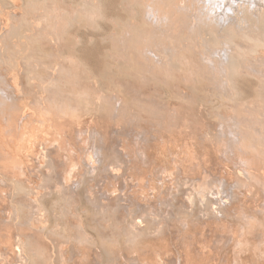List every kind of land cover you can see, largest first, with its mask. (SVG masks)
Returning <instances> with one entry per match:
<instances>
[{
	"label": "bare ground",
	"instance_id": "obj_1",
	"mask_svg": "<svg viewBox=\"0 0 264 264\" xmlns=\"http://www.w3.org/2000/svg\"><path fill=\"white\" fill-rule=\"evenodd\" d=\"M25 4L0 0V264H264V0Z\"/></svg>",
	"mask_w": 264,
	"mask_h": 264
},
{
	"label": "rangeland",
	"instance_id": "obj_2",
	"mask_svg": "<svg viewBox=\"0 0 264 264\" xmlns=\"http://www.w3.org/2000/svg\"><path fill=\"white\" fill-rule=\"evenodd\" d=\"M8 1H10V0H8ZM24 1L26 2V0H24ZM24 1L21 2V0H18V3L22 4L23 7H24V6H27V4H25ZM75 1L77 2V0H72V2H75ZM67 2H68V3H72L70 0H67ZM23 3H24V4H23ZM5 5H7L8 8H11V6H10L11 4H10V3L6 2ZM126 13H127V12H126ZM121 14H123L124 17H127V16H126L127 14L124 15L125 13H123V10H122V12H120L119 16H120ZM124 17H121V16H120V18L125 19ZM114 69H115V68H114ZM116 69H117V68H116ZM116 69H115V71H114L113 68H112V70L115 72L114 74H116V72H117V70H118V69H117V70H116ZM107 71H108V68H107ZM118 73H119V72H118ZM116 75H117V74H116ZM118 75H120V73H119ZM121 75H122V72H121ZM104 82H105V81H104ZM106 82H107V81H106ZM108 82H109V81H108ZM209 98H210V97H209ZM217 98H218V97H217ZM211 99H212V100L207 99L208 103H210V104L212 103V101L215 102V101L218 100V99H217V100L214 101L215 98H214V99L211 98ZM213 104L215 105V107H213ZM213 104H211V106L213 107V108H212V107H211V108H212V112L214 111V113H215L216 109H218V108L222 105V103H221V102H219V103L216 102V103H213ZM219 104H220V105H219ZM218 106H219V107H218ZM215 108H216V109H215ZM213 109H215V110H213ZM212 112H209V114H210L209 116H211V114L213 115ZM33 123H35V122H33ZM116 129L118 130V129H119V126H118V128H116ZM120 129H121V128H120ZM120 129H119V130H120ZM153 129H154V128H153ZM153 129H150V130L152 131ZM154 130H155V129H154ZM154 130H153L152 132H154ZM5 131H6V132L3 131L4 134L7 133V130H5ZM48 131H49V130H48ZM28 132H29V133H28ZM128 133H129V135H130V137H131V134H130V133H131V130H130V132H128ZM26 134H28V135H26V139H25L24 141L22 140L23 143L20 145V148H19V150L17 151V152H18V155H19L20 157H24V156L27 155V153H29V152H31V151H34V150H33L34 144L32 143L33 140L36 141V143H37V140H38V138H39V137H38V136H39L38 134L41 135V134H44V132L42 133L39 129L34 128L32 131L27 129V133H26ZM35 135H38V136H35ZM126 136L128 137L127 133H126ZM36 138H37V139H36ZM135 138H136V136H135ZM6 141H8V143H11V142H12L11 140H6ZM32 144H33V145H32ZM37 144H38V143H37ZM12 146L14 147V145H12V143H11V147H12ZM111 148H112V146H111V144L109 143L107 149H108L109 151H111V150H112ZM20 151H21V152H20ZM93 155H94V154H93ZM163 157H165V159H166V158H167V155H163L162 158H163ZM99 163H101V162H99ZM99 165H100V164H99ZM86 167H87V166H86ZM83 168H84V164H83ZM31 171H32V170H31ZM83 172H84L83 174H86V173H85V172H86L85 169H83ZM33 177L35 178V175H33ZM12 180H13V178H12ZM14 180H15V179H14ZM14 180H13V182H15V184H17L16 182H20V181H18V180H15V181H14ZM25 180H26V179H25ZM25 180H24V181H25ZM24 181H21L20 183H22V186H23V185H26V184H29V185H28V186H29L28 191L30 190L31 193H33V192L35 193L36 190H39V187H36V186H37V179H35L33 182H29V180H26L27 183L24 182ZM23 182H24V184H23ZM20 183H19V185H21ZM25 183H26V184H25ZM30 183H31V184H30ZM80 183H81V182H80ZM80 183H79V184H80ZM32 184H33V185H32ZM79 184H78V185H75V186H78V187H76V188H79V186L81 187L82 184H81V185H79ZM34 185H35V186H34ZM75 186H74V187H75ZM0 187H2V188L6 187V186H3V185L1 184V178H0ZM32 187H33L34 189H33ZM84 187H85V186H84ZM30 188H32V190H31ZM110 188H111V186H110ZM5 189H6V191H5V190H3L4 192L1 191L2 193H0V195L2 194V196H4V194L6 193V194H8L11 198L15 196V195L13 196V195H12V192L9 191V190H11V189L9 188V186L6 187ZM49 189H51V188H50V187H47V188L45 189V191H46V193H45V198H47V197L49 198V197H51V196L54 195V192H52L53 190L51 189L52 191H51V193H50V192H49ZM81 189H82V191H83L85 188H81ZM97 189H98V188H96L95 190H97ZM16 190L18 191V189H16ZM16 190H13V192L16 191ZM7 191H8L9 193H7ZM17 191H16V192H17ZM20 191H21V190H20ZM32 191H33V192H32ZM16 192H14V194H15ZM23 192H24V190H23ZM30 192H28V193L30 194V196H28L29 194H26L27 197L23 196V194L25 195V193H23V194H21L20 192H17V193H20V195H21L22 198L24 197V198L28 199L29 197H33V196H35L34 193H33L34 195H32ZM17 193H16V194H17ZM26 193H27V192H26ZM6 194H5V195H6ZM10 194H11V195H10ZM50 194H51V195H50ZM8 195H7V196H8ZM4 197H6V196H4ZM43 197H44V196H43ZM6 198H7V197H6ZM11 198H10V200H11ZM14 198H15V197H14ZM14 198H13V199H14ZM19 198H20V196H19ZM179 198H180V197H179ZM179 198L177 199L178 201L180 200ZM181 198H182V200H183V197H181ZM20 199H21V198H20ZM83 199H84L83 202H82V201H79L80 203L78 202V204H76V208L78 207L77 210L79 209L78 211H79V213H80V211H81V214H84V212L87 211V210H85V209H86V206L89 205V201H86V200H85L86 197H83ZM8 200H9V199H8ZM10 200L8 201V204H9L8 206H9V208H10V205H11ZM182 200H180L179 203H178V201H176V203H178L177 205H180V206H181V204H182ZM56 201H57V200H56ZM169 201H172V200H169ZM173 201H174V200H173ZM84 202H85V205H84ZM87 202H88V204H87ZM174 202H175V201H174ZM180 202H181V203H180ZM183 202H184V201H183ZM57 203H58V205H57ZM19 204L21 205V207H22V206L25 207V204H23L22 202H19ZM22 204H23V205H22ZM54 204H55V205H54L55 208H53V207L51 206V208H50V209H51L50 212H51V211H52V212H51V214L49 213L50 216L48 217V219H47V220H44V221H42V222H40L38 225H39L40 227L44 228V229H42V230H43V232H45L46 234H47V230H48V232H49L50 229H51L50 232H51V231L53 232V230H55L53 233L51 232V235H52L53 237H55L54 239H56V240H57L58 238H60V237H59L60 235H58V234H59L58 231H60V232H61V231H64V232H61V233H62V235H61L62 239L60 238L61 240L58 239L57 241L54 240V242L57 243V244L60 243L59 245H62V242H64L63 245H65V244H67V240H69V239H68L69 236L71 237V238L69 237V238H70L69 241H71V240L73 241V240H74V236H76V233H75L74 231H72L73 229H71V228L73 227V224H72L70 218H69V220H68V218H67L69 215L65 214L66 217H62V215L65 216L64 213H62V212L57 213V210H58V212H59V210H60V211L62 210V208H61L59 202H55ZM52 205H53V203H52ZM58 206H60V207L58 208ZM188 207L191 208L190 205H188V206L185 207V208L188 209ZM168 208L170 209L171 207H168ZM168 208H167V209H168ZM53 209H54V212L56 213L57 216L54 215ZM122 209H123L122 211L125 210V208H122ZM186 211H187V212H185V213H182V212H181V214H182L181 216H182V217H184V216L186 217V216H188V214H189V216L186 217V218H188V219H193V218L195 219V218L197 217V216H195V214H194V213L196 212L195 209H194V213L192 212V211H193V208L188 209V210H186ZM21 212H22V211H21ZM124 212L126 213V216H125V217L128 218V219H130L129 216H128V214H127V212H126V210H125ZM183 212H184V211H183ZM191 212H192V214H191ZM52 213H53V214H52ZM85 213H86V212H85ZM193 214H194V215H193ZM53 215H54V216H53ZM58 215H60V217H59ZM183 215H184V216H183ZM191 215H193L194 217L191 216ZM51 216H52V218H51ZM191 217H193V218H191ZM54 219H55V220H54ZM62 219H63V220H62ZM66 219H67V220H66ZM126 220H127V219H126ZM69 221H70V222H69ZM92 221H93V222H92ZM66 223H68L71 227L68 226V224H66ZM108 223H109V224H108ZM111 223H113V220H107V221H104L103 225L106 226V228H108V229L110 228L111 230L114 229L115 231H117V230L120 231L119 229H121V227H122L121 225H123L121 222H120V223L118 222L117 226H116V225H113L114 223H117V222H114L113 224H111ZM41 224H42V225H41ZM89 224H90L91 226H90ZM89 224H87V226H86L87 229L90 230V231L92 232V234L94 233L93 236L91 237V239H92V240H93V239H96V234L99 236V234L97 233V232H98V231H97V230H98V229H97V226L95 225L94 220H91ZM92 224H93V225H92ZM110 224H111V225H110ZM45 225H46V226H45ZM47 226H48V227H47ZM88 226H89V227H88ZM114 226H115V227H114ZM119 226H121V227H119ZM46 227H47V228H46ZM67 227H68V228H67ZM95 227H96V228H95ZM112 227H113V229H112ZM116 227H117V228H116ZM118 227H119V228H118ZM60 228H61V229H60ZM46 229H47V230H46ZM65 229H66V230H65ZM42 230H41V231H42ZM92 230H93V231H92ZM121 230H122V229H121ZM70 231H71V233L73 232L72 234L75 233V234L73 235V238H72V234L70 233ZM95 231H96V234H95ZM118 231H117V232H118ZM50 232L48 233L49 235H50ZM57 232H58V234H57ZM66 232L68 233V235H69V233H70V235H69L68 237H67ZM54 233H55V235H54ZM118 233H119V232H118ZM121 233H122V231H120V234H121ZM65 234H66V235H65ZM120 234H119V235H120ZM51 235H50V236H51ZM52 236H51V238H52V240H53V237H52ZM56 236H57V237H56ZM93 237H94V238H93ZM99 238H100V237H99ZM99 238L97 237V239H99ZM101 238H102V237H101ZM101 238H100V240H101ZM97 239H96V240H97ZM62 240H63V241H62ZM103 240H104V239H103ZM65 241H66V242H65ZM72 241H71V242H72ZM98 241H99V240H98ZM96 242H97V241H96ZM106 242L109 243L108 240H105V242H103V243H102V241H101V242H98V243H101V244H103L104 246L107 245V246L109 247L110 245H109L108 243L106 244ZM98 243H97V244H98ZM93 244H94V243H93ZM101 244H100V245H101ZM98 245H99V244H98ZM98 245H97V246H98ZM100 245H99V246H100ZM103 245H102V247H103ZM172 247H173V245H172ZM91 254H92V256H96V255L93 253V251H92ZM53 255H54V253H53ZM118 255H120L119 257L122 258V257H121V252H120V251L118 252ZM54 256H55V255H54ZM172 257H173V256H170V257L168 256V257H166V259H169V260H170V258L173 259ZM55 258L57 259L56 256H55ZM93 258H94V257H93ZM104 258L106 259V253H105V252H104V257L102 258V260H103ZM94 259H96V258H94ZM105 259H104L103 261H105ZM158 259H159V257H158ZM122 260H123V259H122ZM103 261H101V262H103ZM101 262L98 261L97 264H101ZM112 262H113V264H115L116 262H117L116 264H119L118 261H117L116 259H113ZM123 262H124V261H123ZM161 263H162V262H161ZM170 263H171V264H174V263H172L171 261H169L167 264H170ZM177 264H178V260H177ZM202 264H204V263H202Z\"/></svg>",
	"mask_w": 264,
	"mask_h": 264
}]
</instances>
